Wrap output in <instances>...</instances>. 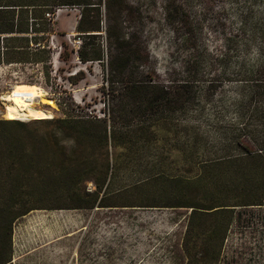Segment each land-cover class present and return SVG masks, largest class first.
<instances>
[{
    "label": "rangeland",
    "instance_id": "rangeland-1",
    "mask_svg": "<svg viewBox=\"0 0 264 264\" xmlns=\"http://www.w3.org/2000/svg\"><path fill=\"white\" fill-rule=\"evenodd\" d=\"M124 1L121 11L103 6L99 36L86 39L98 45L101 61L76 57L80 11L61 8L49 26L48 63H0V121L8 120L4 97L13 86L33 84L53 101L35 105L50 113L45 119L110 114L131 146L115 152L93 209H55L39 197L38 208L15 218L22 204L6 212L0 201V253L9 236L11 264H186L181 245L190 209L166 207L177 202L166 190H179L213 160L264 152V0ZM116 34L141 47L128 78L152 80L154 91L132 93L112 74ZM62 45L74 52L60 61ZM180 83L188 88L176 102L159 99ZM30 119L19 121L39 120ZM23 139L30 141L28 133ZM258 208L246 209L254 224L229 237L216 264H264V206Z\"/></svg>",
    "mask_w": 264,
    "mask_h": 264
},
{
    "label": "trees",
    "instance_id": "trees-1",
    "mask_svg": "<svg viewBox=\"0 0 264 264\" xmlns=\"http://www.w3.org/2000/svg\"><path fill=\"white\" fill-rule=\"evenodd\" d=\"M124 4V0H0V63H48L49 26L61 8H79L76 31L82 37L75 52L62 45L59 60L73 51L83 63L101 61L98 45L86 39L99 36L94 32L102 29L103 6L110 13L117 8L121 11ZM89 45L94 49L88 50ZM110 47L118 63L112 74L121 79L123 88L132 93L155 90L157 84L152 80L128 78L129 70L139 63L135 55L141 51L133 38L127 40L116 34ZM173 85L166 88L168 92L161 90L160 100L174 103L179 99L177 94L188 88L185 83ZM258 87L264 97V82ZM113 120L110 114L86 118L68 113L65 118L39 119L30 124L13 119L0 121V201L4 210L22 204L17 218L38 208L34 202L39 197L50 198L55 209H93L99 197L105 195L115 152L131 149L129 134L118 133ZM40 127L43 135H38ZM24 133H28L29 142L23 139ZM187 181L179 190H166L177 200L166 207L190 209L181 245L184 260L186 264H216L223 260L222 251L229 237L239 230L244 235L241 229L254 224L251 215L244 214L246 209L264 206L263 148L213 160ZM89 183L94 190L88 187ZM192 187L196 189L195 199L190 197ZM5 247L0 253V264H11L9 236Z\"/></svg>",
    "mask_w": 264,
    "mask_h": 264
},
{
    "label": "bare ground",
    "instance_id": "bare-ground-1",
    "mask_svg": "<svg viewBox=\"0 0 264 264\" xmlns=\"http://www.w3.org/2000/svg\"><path fill=\"white\" fill-rule=\"evenodd\" d=\"M6 119L24 120L25 119H45L50 118V113L36 107L38 102L53 105V101L46 97L45 91L33 84H16L5 95ZM30 119V120H31Z\"/></svg>",
    "mask_w": 264,
    "mask_h": 264
},
{
    "label": "built area",
    "instance_id": "built-area-1",
    "mask_svg": "<svg viewBox=\"0 0 264 264\" xmlns=\"http://www.w3.org/2000/svg\"><path fill=\"white\" fill-rule=\"evenodd\" d=\"M47 17H49V18H50L51 16H50L49 14H47Z\"/></svg>",
    "mask_w": 264,
    "mask_h": 264
},
{
    "label": "crops",
    "instance_id": "crops-1",
    "mask_svg": "<svg viewBox=\"0 0 264 264\" xmlns=\"http://www.w3.org/2000/svg\"><path fill=\"white\" fill-rule=\"evenodd\" d=\"M222 262V261H219V263Z\"/></svg>",
    "mask_w": 264,
    "mask_h": 264
}]
</instances>
